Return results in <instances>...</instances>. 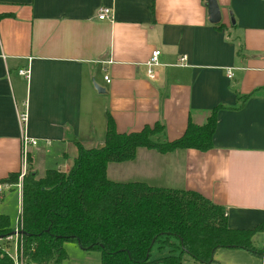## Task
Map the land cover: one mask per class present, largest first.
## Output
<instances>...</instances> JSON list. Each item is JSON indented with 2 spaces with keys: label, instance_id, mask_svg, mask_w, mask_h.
<instances>
[{
  "label": "crops",
  "instance_id": "1",
  "mask_svg": "<svg viewBox=\"0 0 264 264\" xmlns=\"http://www.w3.org/2000/svg\"><path fill=\"white\" fill-rule=\"evenodd\" d=\"M215 2L212 23L204 0H0V178L18 170L22 134L35 140L26 146L35 174L37 161L65 170L72 139L101 145L106 114L117 132L158 122L159 137L170 140L187 115L198 124L219 105L210 148L137 147L131 159L106 163L105 176L193 190L223 207L227 226L264 230V0ZM99 6L110 8V20L95 18ZM153 48L158 65L147 78ZM11 187L0 183L7 218L2 194ZM262 230L252 235L256 247ZM76 250L55 264H94L84 261L92 250ZM239 252L256 256L219 247L205 264Z\"/></svg>",
  "mask_w": 264,
  "mask_h": 264
},
{
  "label": "trees",
  "instance_id": "2",
  "mask_svg": "<svg viewBox=\"0 0 264 264\" xmlns=\"http://www.w3.org/2000/svg\"><path fill=\"white\" fill-rule=\"evenodd\" d=\"M218 107L210 108L198 124L187 115L180 135L170 140L157 138L162 131L158 122L117 132L106 114L101 145L83 147L72 139L75 153L65 170L46 168L37 176L26 163L17 213L19 230L24 232L20 236L24 264L58 263L65 257L64 241L97 251L98 264H146L151 261L150 247L166 243L168 237L174 238L167 244L178 253L169 249L158 259L164 264H179L181 254L197 263H210L219 247L242 249L264 264V253L251 242L252 235L261 232L260 224L229 227L223 207L193 190L114 181L104 173L106 163L131 159L137 147L161 153L210 148ZM16 175L17 171L8 172L0 183L12 186ZM10 230L7 216L0 213V235ZM0 264H12L2 247Z\"/></svg>",
  "mask_w": 264,
  "mask_h": 264
},
{
  "label": "rangeland",
  "instance_id": "3",
  "mask_svg": "<svg viewBox=\"0 0 264 264\" xmlns=\"http://www.w3.org/2000/svg\"><path fill=\"white\" fill-rule=\"evenodd\" d=\"M158 136H157V138L159 140H162V137H158ZM48 164H50V165H44V163H41L40 161L36 162L35 170H36L37 176H40L42 174L43 168L53 166L52 162L48 163ZM124 178H127L128 181L129 180L134 181L132 179V177H124ZM138 181H140V180H138ZM17 194H18V190L14 185L11 187V189L4 190L3 194H2V198H3V201L5 203V208L11 213L10 216H12V217H8L10 228H14V226L16 225L15 220H16L17 209H18ZM15 195L17 197L16 199H15ZM251 239L253 240V241H251V242H253L252 243L253 245L256 244L257 246H259V241L261 239L254 237V236H252ZM172 241H174V238L168 237L166 243H162L161 245L154 243L149 249L148 260H151V261L147 262L146 264H164L163 262H161L158 259L161 258L162 256H164L169 249H173L171 245L167 244L168 242H172ZM6 243H7V248H8L7 250L10 253L12 250V237H10V239L7 240ZM77 248H78L77 245L72 241H64L62 243V250H63L64 254L70 256L71 258L75 257V252H77V250H76ZM220 251H222V250H220ZM172 253L176 254V253H178V251L176 249H173ZM87 255H88L87 257H84V261H85V259L89 263H92L94 261V264H95V261L98 259L97 258V256H98L97 251L92 250L89 253H87ZM216 257L218 260L217 263H211V264H260L259 258H257L256 256H248L244 252H239V254L236 253V254H231V256H223V257H221V254L218 253V256L216 255ZM179 264H199V263L194 262L186 254H181Z\"/></svg>",
  "mask_w": 264,
  "mask_h": 264
},
{
  "label": "built area",
  "instance_id": "4",
  "mask_svg": "<svg viewBox=\"0 0 264 264\" xmlns=\"http://www.w3.org/2000/svg\"><path fill=\"white\" fill-rule=\"evenodd\" d=\"M95 18L96 19H108V20H110V18H111L110 8L106 7V6L97 7L96 11H95ZM157 55H158V50L156 48H153L149 51L148 57L143 62L144 71H145V75L147 76V78H153V76H154V68L158 65ZM184 58H185L184 55H180L178 57V63H182ZM18 72L21 74H26V70H23V69H19ZM225 75H226V77L231 76V69L230 68L225 69ZM102 78L105 81H107V77L105 75H103ZM24 120H25V113L24 112H18L17 113L18 124L23 125ZM34 143H35V140L33 138L27 137L23 134L20 136L19 167L17 170L16 182L13 184L18 190V196H19L20 186H21V176L24 173L25 167H26V146L32 145ZM1 185L3 187L10 186L7 183H1ZM18 212H19V203H18L17 213ZM11 230H13L12 234H6L0 238V247L5 249L6 254L10 258L12 264H24L23 256H22V239L20 237L21 234L16 233V231L19 230V227L17 224V216H16V225ZM263 236H264V230H262V241H261V245H260L261 255L264 253V237ZM10 237H12V250L9 253L7 250L8 248H7L6 241L9 240Z\"/></svg>",
  "mask_w": 264,
  "mask_h": 264
},
{
  "label": "water",
  "instance_id": "5",
  "mask_svg": "<svg viewBox=\"0 0 264 264\" xmlns=\"http://www.w3.org/2000/svg\"><path fill=\"white\" fill-rule=\"evenodd\" d=\"M204 2H205V8H206V14H207L208 21L212 23L217 22L219 18V12H218L215 0H204ZM93 87L95 88L96 91H99V89L95 85H93ZM12 233H13V230H10L6 234H12ZM16 233L24 234L22 230H18L16 231ZM4 235H0V238Z\"/></svg>",
  "mask_w": 264,
  "mask_h": 264
}]
</instances>
